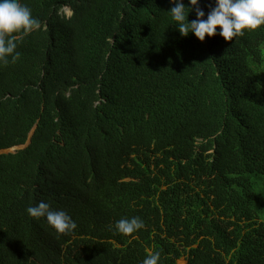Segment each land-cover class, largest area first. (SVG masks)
<instances>
[{"label": "trees", "instance_id": "trees-1", "mask_svg": "<svg viewBox=\"0 0 264 264\" xmlns=\"http://www.w3.org/2000/svg\"><path fill=\"white\" fill-rule=\"evenodd\" d=\"M21 3L40 27L0 62V150L29 140L0 154V264H264V26L201 42L169 0Z\"/></svg>", "mask_w": 264, "mask_h": 264}, {"label": "clouds", "instance_id": "clouds-1", "mask_svg": "<svg viewBox=\"0 0 264 264\" xmlns=\"http://www.w3.org/2000/svg\"><path fill=\"white\" fill-rule=\"evenodd\" d=\"M169 3L173 4V7L168 12L179 33L182 36L192 33L201 42L206 36L211 38L217 33L225 41H232L234 37L243 36L246 30L253 31L264 26V0H214V6L208 11L206 18L205 11L200 7V0H188L187 7L182 0H169ZM65 9L69 8L63 7L60 11L64 12ZM69 11L71 13L70 9ZM190 11L195 13V19L191 22L187 18ZM39 27L40 21L32 15L27 5L21 3V0H0V62L7 63L9 57L16 60L20 56L16 51V37L12 34L17 32L27 34ZM28 144L29 140L25 145ZM14 147L20 146L4 148L0 150V154H14L23 149L7 152ZM165 190L166 187L162 186L159 191ZM26 212L33 218H46L47 223L57 234H68L77 228V223L70 214L63 209H54L49 202L43 200L28 206ZM115 227L120 233L128 235L144 228L145 223L140 217L122 218L116 222ZM147 253L149 255L141 264H159L161 256L159 251L153 252L149 249Z\"/></svg>", "mask_w": 264, "mask_h": 264}, {"label": "rangeland", "instance_id": "rangeland-1", "mask_svg": "<svg viewBox=\"0 0 264 264\" xmlns=\"http://www.w3.org/2000/svg\"><path fill=\"white\" fill-rule=\"evenodd\" d=\"M64 12H65L66 15H71L69 9H65ZM25 146H26V145H24V146H20V147H14V148L8 150L7 152H14V151H16V150H18V149H20V148H24ZM178 264H185L184 259L182 258V259L178 260Z\"/></svg>", "mask_w": 264, "mask_h": 264}]
</instances>
